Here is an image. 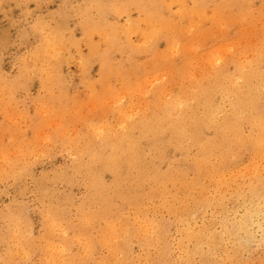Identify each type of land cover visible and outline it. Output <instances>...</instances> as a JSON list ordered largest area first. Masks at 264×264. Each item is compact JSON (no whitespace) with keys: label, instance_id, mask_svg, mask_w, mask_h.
<instances>
[{"label":"rangeland","instance_id":"1","mask_svg":"<svg viewBox=\"0 0 264 264\" xmlns=\"http://www.w3.org/2000/svg\"><path fill=\"white\" fill-rule=\"evenodd\" d=\"M196 1L0 0V264H59L63 258L66 264H183V248H191L195 264H225L220 252L203 256L206 247L192 248L163 200L148 195L151 178H140L127 154L120 175L107 160L110 148H128L135 137L149 171L166 172L183 162L180 151L150 147L153 136L143 137L138 125L131 126L168 81L165 54L171 64L180 63L184 48L208 55L218 47L247 61L243 54L261 46L264 0H204L201 6ZM241 201L226 198L231 216L244 211ZM218 219L209 207L190 215L189 223L193 230L220 231ZM148 236L156 243L162 238L156 245ZM23 248L31 250L26 255ZM245 257L264 264L263 230H255Z\"/></svg>","mask_w":264,"mask_h":264},{"label":"bare ground","instance_id":"2","mask_svg":"<svg viewBox=\"0 0 264 264\" xmlns=\"http://www.w3.org/2000/svg\"><path fill=\"white\" fill-rule=\"evenodd\" d=\"M196 2H198V5L201 6L204 0H197ZM170 8H172V6H170ZM259 38L261 40V46L258 49L252 51V53L249 56H247L248 54H243L245 58H249L247 61L242 60V56L239 55L238 52H225L224 53L218 47L216 50L212 51L208 55L201 54L200 52L194 49L188 51L184 48L183 57L181 58L180 63L179 62L173 63V60H172V64H171V55L170 54L164 55V59L166 61L165 63L169 65V68L167 71H170L168 81L166 80L165 82L161 83V86L158 87L155 91V97H152L154 99L150 101L149 104L146 105V108L148 107L147 108L148 114L145 111L147 109H144V111L142 112L143 114L141 116L133 117V124L131 123V126L136 127L138 125V127L142 131L141 133H144L143 137L153 136L154 142L150 145V147L160 148L159 150L160 152H162V150H166L167 148H174L175 150L180 151L183 154V158H181L183 159V162L181 164H175V163L174 165L172 164L171 168L166 172L149 171L148 168L143 167L146 165V163L143 164L141 162L140 155H142V153H141L140 147L138 146L139 145L138 139L135 137L131 138V144H130V147L128 148H121L120 146L119 148H110L111 152L109 151L110 154H108V157H107L109 166L115 172L117 169L116 173L120 175L119 165L120 163L123 162V159L127 154V162H129L128 164L130 168L131 169L136 168L139 171V174L141 176L140 178H143L144 180L147 177L151 178L153 182L152 185H154V187H152L151 190H148V195L150 196L152 195V197L153 195H155L163 200L164 206L166 205L167 208L170 210L168 213H171L172 216H175V220L177 223L182 224L184 235L186 234L185 237L187 238V240L191 241L194 245L192 248L194 247L197 248L201 246L204 249L206 247V249H208L206 251L207 254L203 256H207L209 254L216 255L217 252H220L222 254L221 257L223 259V262H225V264H250L251 259H247L246 257H245L246 259H244L243 254L246 251H248L250 242L255 240V230L261 229L263 230V233H264V32L262 31L259 32ZM180 47L182 46L180 45ZM218 54H221V56L218 58L219 59L218 61H215V58L217 59ZM231 66H232V69H231ZM141 133H139V135ZM29 151H30V148H29ZM78 151L80 150L78 149ZM90 153L91 152H89V154ZM177 163H179V161ZM137 185H140V181L137 183ZM132 186L133 184H131L130 187ZM142 188H145V187H142ZM133 191L135 192V189ZM229 195L236 196L237 200H240V199L242 200L241 202L243 203L244 211H242L240 215L235 214L234 216H231V213L229 214V210L227 208V203H226V198ZM133 199L136 200L137 197H133ZM209 207H213L214 212L217 213L220 219L221 230L217 231L210 226H204L198 230L196 229L193 230L192 225H190L189 223L190 215L195 214L199 210H205ZM16 218H17V215H16ZM142 218L143 217H141L140 219L141 221H142ZM140 220L138 219L137 221H140ZM17 221L18 219L16 220V223H15L16 226H17ZM148 221L150 220L148 219ZM157 221L159 222V220ZM23 224L21 223V225ZM117 224L118 222L116 223V225ZM160 226H158V228ZM18 228H20V226H18ZM141 229H139V231H141ZM176 229H179V228H176ZM127 230L128 229H126V231ZM147 230L145 229V231ZM18 231L16 232V229H15L16 233H18ZM126 231H124V233H126ZM160 231L163 232V230H160ZM162 232H160V234ZM139 234H142V233H139ZM13 235H15V233ZM17 236L15 235V237ZM104 236L106 237V235ZM149 236L148 238L150 239L151 237ZM21 237H23L24 239V235ZM112 237L113 236H111L110 240L112 239ZM157 237H159V235ZM8 238L10 239V237ZM12 239L14 240L15 238L12 237L11 241ZM17 239L19 240L20 238L17 237ZM25 239L27 240V238ZM102 239L104 238H101L100 240ZM152 239L148 241H152ZM146 240L147 239L145 238V241ZM158 240H157V243H158ZM32 241H30V243H32ZM104 241L102 242L104 243ZM47 242H44V243H47ZM153 242L156 243L155 240L152 241V243ZM105 243L103 245L105 246L107 245V247L109 244H111V246L113 245V243H107V244ZM39 244L38 246H40ZM17 245L19 244L16 243V245L14 246H17ZM42 245H41V248H42ZM86 245L90 246V244H86ZM7 246L9 247V245ZM22 247L23 245L20 248ZM54 247L56 248L58 246L56 245ZM83 247L84 248H82V250L85 249V242H84ZM178 247L180 248V246ZM25 248L22 249V253ZM31 248L25 249V251L26 250L30 251ZM155 248H153V250H155ZM93 249L94 247L90 250H93ZM109 249H113V248H109ZM183 249L186 252V256L182 258V263L183 264H195L194 260L196 259H194V254L191 253L192 251L191 248L190 250L185 249V248ZM48 250L49 248L46 250V252ZM70 250L72 251V249ZM115 250H112V251L116 253L118 250L117 251ZM112 251L110 252L111 253L110 256L114 255L113 254L114 252ZM129 251L130 250H128V252ZM179 252L181 253V251ZM25 253L26 255L28 254L27 251ZM62 253L65 254V247H64V252ZM94 253H97V252H94ZM159 253L161 256L163 255L162 251ZM47 254L48 256L50 255L49 253ZM88 254L89 253H87V255ZM51 256L53 257V259L54 257H56L55 255L54 256L51 255ZM120 256L119 258L122 257ZM10 257L13 258V256L11 255ZM115 257H113V259ZM12 258L10 259L12 260ZM58 258H60V256ZM62 258H63V255H62ZM117 258H118V255H117ZM53 259L51 258V260ZM63 259H60V260L63 261ZM105 260L106 262L108 261L107 259ZM114 260H116V258ZM120 260H123V258ZM82 261H84V259ZM197 261H199V259ZM57 262L58 261H56L55 264ZM61 262H59V264H64V263L66 264V262L64 261L63 263ZM74 262L76 263L78 262V260L77 261L74 260ZM109 262H112V261L109 260ZM3 263H4V260H3ZM114 263H111V264H114ZM116 263L118 264V262ZM149 263H152V262H149Z\"/></svg>","mask_w":264,"mask_h":264}]
</instances>
